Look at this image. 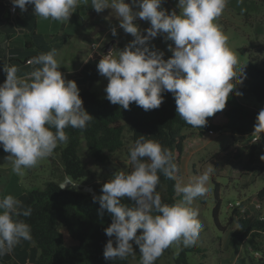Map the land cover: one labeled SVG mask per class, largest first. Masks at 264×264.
I'll return each instance as SVG.
<instances>
[{"label":"clouds","instance_id":"9594fccd","mask_svg":"<svg viewBox=\"0 0 264 264\" xmlns=\"http://www.w3.org/2000/svg\"><path fill=\"white\" fill-rule=\"evenodd\" d=\"M163 2L91 0L97 12L114 11L119 26L134 37L118 53L102 55L97 70L108 80L104 91L110 103L127 110L135 102L148 111L159 108L163 93L170 92L178 115L188 125L202 128L207 118L225 108L229 95L245 78L244 68L239 73L236 70L237 55L229 48L228 37L214 22L229 0H178L179 13L162 8ZM11 3L13 11L19 7L24 12L28 5H34L35 16L62 22L69 21L80 0ZM137 18L150 22L146 35L134 22ZM116 34L113 28L112 35ZM159 35L174 43V47L169 45L172 56L167 60L163 51L150 46ZM56 55V49H52L33 57L28 62L33 70L25 77L18 76L17 66H3L6 79L0 84V146L10 154L6 160L18 176L51 157L59 144L67 143L66 128L83 131L93 120L83 106L77 83L67 80L60 71ZM253 135L257 140L264 136V109L256 117ZM129 152L132 170L116 171L103 184L102 195L93 197L100 205V214L107 210L112 216L105 233L115 238V246L109 239L103 255L105 260L126 259L135 254L134 241L140 250V264H154L174 243L191 246L199 239L203 226L191 205L195 198L206 195L214 167L187 184H177L182 199L169 205L162 203L157 188L161 174L174 179L179 171L171 151L141 135ZM260 159L264 161V155ZM123 198L135 201L134 206L122 203ZM31 214V207L23 208L12 195L0 197V257L11 254L21 241L32 240L31 226L14 218ZM138 230H142L139 235Z\"/></svg>","mask_w":264,"mask_h":264},{"label":"trees","instance_id":"16d2710c","mask_svg":"<svg viewBox=\"0 0 264 264\" xmlns=\"http://www.w3.org/2000/svg\"><path fill=\"white\" fill-rule=\"evenodd\" d=\"M34 22V17L29 14ZM26 45L31 50L30 56L35 57L52 49H59L69 38V34L44 35L34 30L25 35ZM170 45L174 43L170 41ZM172 56V52L168 58ZM167 58V59H168ZM249 82L245 97L254 102L253 106L242 104H226L225 108L207 118L208 123L202 128L188 125L176 112L175 99L170 92L163 93L164 101L157 109L145 111L132 102L125 110L119 105L110 103L106 96L84 87L80 90L85 110L93 116V120L85 130L66 128L69 139L61 143L50 157L52 165L59 162L62 173L73 181L90 177L91 171L85 167L81 159V145L84 144L88 155L98 164L108 161L110 155L123 151L128 159L126 172L132 170L129 149L139 136L157 140L163 147L171 151L178 173L174 179L160 175L159 192L162 203L173 204L182 194H177V178L180 175V156L185 135L183 130L194 134L220 133L229 131L235 143L250 140L254 133L256 117L264 109V67L259 66L250 58L246 63ZM262 142H255L248 148L252 154ZM264 144V143H263ZM0 153H6L0 146ZM264 155V148L262 151ZM264 165V161H262ZM262 168L260 169V171ZM103 183L96 185V192L102 190ZM55 180L45 181L42 188L24 189L21 198L23 208L31 207L30 217H14L24 220L31 226L35 255L28 264H129L128 258L105 260L103 252L109 239L105 229L110 226L112 216L107 210L100 214L98 201L94 202L93 195L87 192L63 188ZM256 200L264 201V186L257 191ZM122 203L134 206L135 201L123 198ZM219 200L212 208V216L219 229L224 225L218 220ZM236 226L232 229L228 243L240 246L246 238H250L254 248L263 250L264 218L260 219L258 211L235 213ZM63 231L70 237L73 244L66 245ZM180 250L174 258V264H194L187 261V252H201L197 246H183L178 242ZM202 256H205L202 254ZM3 264H20L11 254L0 257ZM264 264V258L260 261ZM197 264H203L199 262Z\"/></svg>","mask_w":264,"mask_h":264},{"label":"rangeland","instance_id":"374dc122","mask_svg":"<svg viewBox=\"0 0 264 264\" xmlns=\"http://www.w3.org/2000/svg\"><path fill=\"white\" fill-rule=\"evenodd\" d=\"M125 2L131 4V0H125ZM177 4L178 0H164L161 7L169 12L175 10L179 13ZM134 10L138 9L134 6ZM134 22L144 35L147 34L146 29L151 27L149 21L140 18ZM214 22L228 37V46L237 55V72L239 73L244 68L243 83L235 86L226 104L253 106L254 102L244 96L249 82L246 63L250 58L259 66L264 67V0H229L221 16ZM90 25L91 29H94L95 25H101L110 32L113 28L116 29L115 36L109 33L104 39L113 54L118 53L134 39L131 34L125 33L119 26V20L111 9L97 12ZM103 32L98 33L94 40H99ZM169 45L170 40H166L163 35L150 41V46L164 52L165 60L171 53ZM107 83L108 80L100 75L99 84L105 88ZM237 92L241 95H237ZM103 96H106V92L103 93ZM182 132L185 135L183 164L182 162L180 164L181 172L177 178V184H187L204 170L214 167L207 184L206 195L195 198L191 205L198 211V219L203 226L199 239L191 246H197L202 251L187 252V261L194 264L199 262L203 264H261L264 251L258 250L259 255L255 256L254 252L257 250L250 238H246L240 246H232L228 243V237L236 226V217L235 212L230 210L227 203L241 199L246 210L250 213L254 212V203L257 202L256 193L264 186V165L260 159L264 144L261 143L252 156L246 147L241 145H237L238 148H234L232 151L231 145L228 144L229 137L224 133L218 135L210 133L211 142L202 146L200 143L194 142L196 136L192 131L183 130ZM218 138L222 140H216ZM8 155L10 154L0 153V197L12 195L18 200H21L24 189L42 188L47 180H55L61 186L70 183L65 188L87 192L98 197L102 195V190L96 192V185L100 182L103 184L108 182L116 171H126L128 162L124 152L119 151L110 155L106 163L98 164L88 155L85 145L82 144L81 159L85 167L91 171V175L88 178L73 181L62 173L59 162L55 166L51 164L50 157L40 161L34 168L25 169L23 176H18L12 172L11 164L6 160ZM246 170L250 173H245ZM181 199L182 196L178 198V200ZM217 199L219 200L218 220L224 225V229L217 227L212 216V208ZM260 203L261 210H263L264 201ZM141 232L142 230H138L137 234L139 235ZM63 238L66 245L73 244L65 231H63ZM131 243H133L135 254L127 257L129 264H140L139 247L135 245L134 241ZM183 246L185 245L183 244ZM179 250V243H174L163 252L154 264H174V258Z\"/></svg>","mask_w":264,"mask_h":264},{"label":"crops","instance_id":"0c3cea01","mask_svg":"<svg viewBox=\"0 0 264 264\" xmlns=\"http://www.w3.org/2000/svg\"><path fill=\"white\" fill-rule=\"evenodd\" d=\"M10 2L11 0H0V84H3L6 79V73L3 71L4 64L17 66L19 69L17 74L21 77H25L33 70L34 66L28 63L29 60L32 59L30 53L33 48H28L26 45L25 35L33 30L36 33L44 35H53L57 33L69 34V38L65 43L56 50V59L61 64L60 71L67 80L75 81L79 90L87 87L103 96L105 88L99 84L100 74L97 70V64L104 53L111 51V48L107 46L104 39L107 37V34L112 32L106 31L105 27L98 25L102 29L93 33L95 28L91 29L90 24L94 21L97 11L91 7V0H86V2L85 0H80V4L70 16L69 21L62 22L53 21L51 19L45 20L35 16L33 13L34 5H28L27 11L24 12H21L19 7H17L15 13H10ZM29 14L34 17V22L29 17ZM101 31L104 32L99 37V40L95 41L94 38ZM93 42L99 43V48L96 52L90 47V44ZM234 98L237 100L236 96ZM221 133L229 137L228 144L231 145L232 151L234 148H238L237 145L239 143L232 141L229 131L225 130L214 134L218 135ZM194 135L196 136L194 142L200 143L202 146L205 143L211 142L210 133ZM184 139L180 164L181 162L183 164ZM216 140L222 139L218 138ZM254 153L255 150L250 155L254 156ZM245 173L250 172L246 170ZM35 253L36 251L32 243L29 241H21V243L14 248L11 255L20 264H28ZM0 264L3 263L0 262Z\"/></svg>","mask_w":264,"mask_h":264},{"label":"built area","instance_id":"2783aa9c","mask_svg":"<svg viewBox=\"0 0 264 264\" xmlns=\"http://www.w3.org/2000/svg\"><path fill=\"white\" fill-rule=\"evenodd\" d=\"M16 10H17V7L13 11V6H12V3L10 2V4H9V12L10 13H15ZM93 45H96V47H93ZM90 47H91V49L93 51L96 52V51H98L99 43L98 42H93V43L90 44ZM109 52L110 51L104 53V55L105 54H108ZM259 141L262 142V143H264V136H262L260 140H257L256 136L253 135L250 140H247V141H245L243 143H239L238 145L244 146L248 150V148L253 143L259 142ZM227 205L230 208V210L233 211V212H235V213L238 212L239 214H242V213H244V212L247 211L246 208H245V206L243 205V201L241 199H237L235 202L228 201ZM254 208L256 209V211H258L259 218L260 219H263L264 218V209L261 210L262 209L261 203L258 202V201L255 202L254 203ZM254 255L255 256H258L259 255V252L258 251H255L254 252Z\"/></svg>","mask_w":264,"mask_h":264},{"label":"water","instance_id":"95a60500","mask_svg":"<svg viewBox=\"0 0 264 264\" xmlns=\"http://www.w3.org/2000/svg\"><path fill=\"white\" fill-rule=\"evenodd\" d=\"M101 29H102L101 27H99L98 25H95V29H94L93 33H96Z\"/></svg>","mask_w":264,"mask_h":264}]
</instances>
